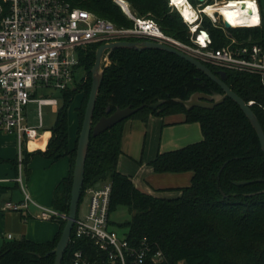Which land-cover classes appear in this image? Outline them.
I'll return each mask as SVG.
<instances>
[{"label":"trees","instance_id":"trees-1","mask_svg":"<svg viewBox=\"0 0 264 264\" xmlns=\"http://www.w3.org/2000/svg\"><path fill=\"white\" fill-rule=\"evenodd\" d=\"M75 6L90 9L118 25L130 26L115 0H67ZM132 10L140 16L156 20L163 30L183 41H189V29L178 10H172L168 0H127ZM239 1L237 10L250 23L257 24V14L252 0ZM211 2V0H210ZM229 3L227 5H229ZM220 5V6H219ZM216 9L224 15V6ZM262 23L256 27L232 28L231 34L240 41L252 38L264 46V11ZM249 14V16L244 13ZM240 25V24H236ZM203 27L214 38L215 47L229 42L226 32L213 27L205 17ZM100 43L87 45L80 51L78 68L84 74L80 82L61 90L62 105L51 128V137L45 150L32 152L23 149V177L31 173L29 163L35 155L52 161L68 156L70 173L56 186L53 208L64 215L70 210L73 172L77 156L78 138L92 86V68ZM104 77L94 112V124L117 108L129 105L141 107L135 114L112 128L91 136L85 167L86 188L93 179L104 173L112 183L110 215L120 206L127 207L131 218L120 225L127 228L125 235L130 244L138 246L143 239L165 255V264H264V151L259 136L240 105L230 97L214 108L186 106L176 98L187 99L194 92L223 93V89L203 71L186 59L166 50L149 48L137 50L121 47L108 55ZM214 73L219 69L208 65ZM225 82L251 105L264 129V83L259 75L244 71L227 70ZM77 93L82 101L77 109L79 117L78 138L71 148L69 142L68 107ZM164 100L158 108L152 103ZM184 114L185 122H198L203 138L185 146L159 151L150 162L157 173H193L191 184L182 188L181 195L173 198L156 196L139 189L133 180L118 170L122 153L124 123L128 119L148 121L151 115L168 117ZM19 168L17 159L5 160ZM101 179V181L104 180ZM252 180L238 185L236 181ZM80 201V202H81ZM26 217V216H25ZM60 230L51 241L37 242L26 237L5 241L0 246V264H54V249L61 237L66 219H55ZM82 250L94 264H113L107 252L100 250L89 237L72 239L66 249L62 264H76L74 253ZM150 262V260H149ZM130 264V263H128Z\"/></svg>","mask_w":264,"mask_h":264},{"label":"built area","instance_id":"built-area-1","mask_svg":"<svg viewBox=\"0 0 264 264\" xmlns=\"http://www.w3.org/2000/svg\"><path fill=\"white\" fill-rule=\"evenodd\" d=\"M115 1L132 25H118L67 0H0V132L14 134L17 138V181L24 192L21 202L8 201L6 208L22 210L28 209L32 203L38 205L26 190L22 173L23 149L28 140L39 136V128L44 125L43 106L58 105L57 98L38 95V92L51 87L59 91L71 87L75 77L80 82L84 76L82 72L77 75L80 51L87 45L152 40L184 51L219 71L236 70L259 75L264 83V46L252 38L245 42L230 36L232 28L261 25L259 0H253L258 12V21L254 25L232 24L220 10L215 9L214 13L207 10L217 4L227 5L230 0H205L196 5L190 0L185 4L181 1L184 8L191 10L190 17L177 0H168L171 9L178 10L188 26L189 41L166 33L153 18L137 15L127 0ZM205 17L213 27L226 32L229 42L215 47L214 38L203 27ZM225 21L232 28H226ZM105 59L109 62L108 56ZM31 103L38 106V124L35 126L26 123V110ZM254 103L253 100L248 102L250 106ZM86 195L90 199L89 209L85 216L78 214L74 220L76 237L91 238L100 250L107 252L113 264H165L164 253L154 251L146 239L138 246L132 245L125 234L120 235L112 227V183L109 180L88 186ZM38 207L42 218L55 220L62 217L67 220V215L53 207ZM74 257L76 264H94L82 250L76 251Z\"/></svg>","mask_w":264,"mask_h":264},{"label":"crops","instance_id":"crops-1","mask_svg":"<svg viewBox=\"0 0 264 264\" xmlns=\"http://www.w3.org/2000/svg\"><path fill=\"white\" fill-rule=\"evenodd\" d=\"M80 99L81 104L82 96ZM28 124L35 126L30 122ZM78 130L79 117L76 110L75 117L69 120L71 148L77 141ZM159 130L162 131V135L156 146L155 136ZM199 133H202L200 124L185 122V115L182 113L168 117L151 115L146 122L129 119L127 125L124 123L118 170L128 175L135 185L146 193L167 198L177 197L181 195L182 188L191 184L193 173L190 171L157 173L150 162L159 151H168L195 142V136L198 137ZM51 134L49 129H39V136L28 140L26 150L29 152L45 150ZM15 137L14 134L0 132V158L5 160L18 158L19 147ZM140 139L142 143L144 141V147L141 145L138 148ZM29 167L31 173L25 181L27 192L38 205L52 208L57 184L70 173V158L65 156L52 161L43 155H35ZM18 176L19 168L13 163H0V246L5 241L23 237L37 242L53 240L60 230V223L40 217L38 205L32 203L28 209L22 210L6 208V202H21L24 198L23 189L17 181Z\"/></svg>","mask_w":264,"mask_h":264},{"label":"water","instance_id":"water-1","mask_svg":"<svg viewBox=\"0 0 264 264\" xmlns=\"http://www.w3.org/2000/svg\"><path fill=\"white\" fill-rule=\"evenodd\" d=\"M198 1L204 2L205 0H198ZM224 25L226 28H232L231 24L227 21L224 22ZM231 35L232 34H230V36ZM121 47L132 48L137 50H144L149 48L162 49L168 52H172L194 64L198 69L203 71L207 76H209L213 81H215L219 86H221L224 92L208 94L197 91L194 92L187 99L176 98V100L183 103L187 109H192L193 107L196 106L202 108H214L216 105L224 102L226 97L232 98L240 105V107L242 108V110L250 120L252 126L255 128L259 136L262 149L264 151L263 126L261 125L252 107L225 82L224 79L227 73L225 70H220L219 73L216 74L208 65H206L196 57L191 56L190 54H187L184 51H181L173 46L155 42L152 40H142V41L125 40V41H116V42L101 44L96 51V60L92 68L91 91L86 105L84 119L82 122V127L78 138L77 156H76L75 167L73 172L70 210L67 215L68 216L67 221L62 230L61 237L56 247L47 253V254H55L54 264H62L66 249L71 241L73 228H74V220L78 215L83 186L85 182L86 159H87L91 136H97L100 133L112 128L116 124L126 120L127 118L135 114L141 107L144 106L142 105L139 107H133L132 105H129L125 108H117L112 113H111V108H108L106 110L107 114L103 115L94 124V112L96 108L100 86L104 77L103 61L105 60L106 56L110 54V52ZM163 102L164 100H160L158 102L152 103L150 106L155 109L158 108ZM104 176H105L104 173L97 175L93 179V183L98 185L99 181L102 178H104ZM250 182H252V180H241V181H236V184L243 185V184H248Z\"/></svg>","mask_w":264,"mask_h":264},{"label":"rangeland","instance_id":"rangeland-1","mask_svg":"<svg viewBox=\"0 0 264 264\" xmlns=\"http://www.w3.org/2000/svg\"><path fill=\"white\" fill-rule=\"evenodd\" d=\"M260 4L263 8L264 11V0H259ZM190 2L194 5H196L199 1L198 0H190ZM212 7V6H211ZM209 7L207 10H209V12L214 13V6L211 8ZM106 64H109L108 60L105 59L103 61V65L105 66ZM78 76L81 75V71L78 70ZM43 94L46 97L49 96H53L55 98H57L58 100V105L54 106V105H45L42 108V113H43V118H44V126L42 127V129L44 128V130H51V128L54 126L55 121H56V117H57V109L62 105L63 103V99H62V95L61 92L59 90H56L54 88H45L43 90H40V92H38V95ZM81 96L83 97L82 93H77L74 97V100L72 102V104L68 107V117L69 120L73 119V117H75L76 114V110L77 107L80 104V98ZM57 107V108H56ZM26 117H27V121L26 123L30 122L31 124L37 125L38 124V106L36 103H31L28 105L27 110H26ZM129 120V119H128ZM128 120L125 122V124L127 125ZM134 120H138L139 122H142L140 119H134ZM41 129V128H39ZM161 135H162V131H158V133L155 136V143L156 146L158 145V143L160 142L161 139ZM199 137V138H198ZM196 137L195 136V142L200 141L203 138V134L199 133V136ZM16 138V137H15ZM166 138H164L165 141ZM193 143V142H192ZM144 147V141L142 143V139H140L138 141V148L139 146ZM108 179V177H106V180ZM105 178H104V182H106ZM26 185V182H25ZM89 203H90V199L88 196H84V198L82 199V201L80 202L79 205V211L78 214L79 216H85L88 212L89 209ZM131 218V213L129 211V209L127 207L124 206H120L118 207L116 210H114L111 213V224L112 227L120 234L123 235L127 232V228L121 226L120 224L129 220Z\"/></svg>","mask_w":264,"mask_h":264},{"label":"bare ground","instance_id":"bare-ground-1","mask_svg":"<svg viewBox=\"0 0 264 264\" xmlns=\"http://www.w3.org/2000/svg\"><path fill=\"white\" fill-rule=\"evenodd\" d=\"M179 2V5L182 6L181 1H184L183 4L186 3L187 0H177ZM239 1H231L229 5L224 6V13L225 16L230 20L232 24H249L250 21L241 14L239 10H237V6ZM253 4L255 5V2L252 0ZM220 6V5H219ZM187 7V6H186ZM217 5L214 6V10L216 9ZM212 8V7H211ZM181 9L186 13L187 16H191V10L189 8H184V6L181 7ZM256 14H257V20H258V12L255 5Z\"/></svg>","mask_w":264,"mask_h":264}]
</instances>
